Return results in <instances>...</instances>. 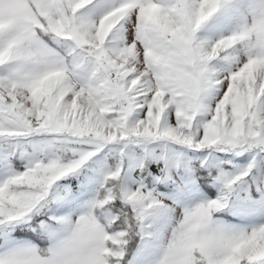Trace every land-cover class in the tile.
<instances>
[{
  "label": "snow or ice",
  "instance_id": "1",
  "mask_svg": "<svg viewBox=\"0 0 264 264\" xmlns=\"http://www.w3.org/2000/svg\"><path fill=\"white\" fill-rule=\"evenodd\" d=\"M0 264H264V0H0Z\"/></svg>",
  "mask_w": 264,
  "mask_h": 264
}]
</instances>
